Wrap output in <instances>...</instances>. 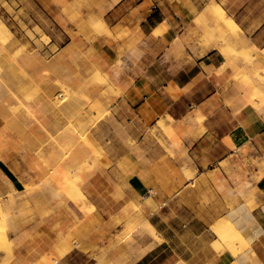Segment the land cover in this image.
I'll return each mask as SVG.
<instances>
[{"label": "rangeland", "instance_id": "374dc122", "mask_svg": "<svg viewBox=\"0 0 264 264\" xmlns=\"http://www.w3.org/2000/svg\"><path fill=\"white\" fill-rule=\"evenodd\" d=\"M102 1L105 0H0V20L12 33H0V88L3 86L0 160L18 182L15 192L9 180L0 174V236L4 240L0 243V264H23L17 256L26 257L27 244L35 245L40 240L37 243L45 247L51 238L58 244L70 233L76 247L83 245L78 249L96 252L98 264H162L158 263L157 256L165 251L164 238H173L181 254L190 255L189 249H192L195 257L213 248L218 258L224 259L230 250L217 241L212 231L214 213L235 207L238 197L231 194L228 181L243 196L240 191L249 185V173L237 170L236 160L234 166L226 161L207 169L221 194L207 183L190 186L177 196L185 180L194 181L198 174L189 152L191 143L183 138L188 140L194 124H198V134L202 135L206 130L205 118L195 107L188 110L185 123L167 114L154 120L143 111L137 113L136 104H117L127 90V87L120 88L124 63L121 56L115 63H107L100 55L99 45L103 42L112 47L118 36L99 26L100 20L104 21L100 15L85 11L87 7L99 8ZM197 4L195 20L167 49L164 61L172 57L179 63L188 62L187 78L201 71L215 77L216 98L237 113L247 106L239 94L242 90L237 93L239 84H264V67L258 71L253 68L255 59L264 66V54L260 52L263 49L256 45H264V0H198ZM214 4L221 5L226 15L241 25L238 43L209 14ZM107 22L108 26H114L111 21ZM214 45L219 46L218 51ZM253 45L260 51L256 53ZM228 59L237 64V70L227 65ZM159 68L160 73L164 71V65ZM210 90L205 82L202 93L206 95ZM240 98L242 101H238ZM198 114L202 118H197ZM141 143L146 144L145 150L150 149L159 182H163L166 171L174 179L171 201L164 207L155 206L154 215L149 217L143 215L141 207L124 203V196L111 178L116 167L130 177L131 150ZM54 148L66 149L72 157L87 151L85 161L81 159L69 167V186L75 187L79 182L85 187L91 185L89 191L105 201L95 216L77 213L72 229L58 240L57 231L66 222V196L64 193L62 202L44 196L47 194L44 181L49 180L46 176L54 165L50 158ZM99 148L112 158L111 163L100 156ZM249 153V149L243 151L244 155ZM248 162L253 165L258 160ZM211 170L214 172L210 173ZM27 186L35 196L26 192ZM11 197L16 198L17 205L7 211ZM131 218L139 222L149 218L159 232V239L141 242V232L124 230V223ZM48 223H52L48 226L50 229L46 226ZM25 234V245L16 244ZM129 237L136 240L132 248L127 244ZM228 242L241 250L242 255L251 249L250 244L243 248V238L236 235L230 234ZM233 258L235 262L223 264H237L238 258Z\"/></svg>", "mask_w": 264, "mask_h": 264}, {"label": "crops", "instance_id": "0c3cea01", "mask_svg": "<svg viewBox=\"0 0 264 264\" xmlns=\"http://www.w3.org/2000/svg\"><path fill=\"white\" fill-rule=\"evenodd\" d=\"M197 3L198 0H105L101 2L99 8L87 7L85 11L90 15H100L107 26V20L111 21L114 26H108L110 33L114 32L118 36L112 47L103 42L99 45L101 51L99 53L107 63H115L119 56L124 63L120 88L125 90L127 87V90L124 99L119 100L117 104L125 102L136 104L134 108L137 113L143 111L146 116H152L154 120H159L167 114L174 120L185 123L188 120V110L195 107L196 111L199 110L205 118L206 130L202 135L198 134V124H194L193 133L188 140L187 137L183 138L186 139V143H191L189 152L198 174L194 181L185 180V186L177 196L185 193L190 186L198 187L207 183L220 193L209 177L207 169L226 161H230L233 165L236 160V169L249 173L247 177L249 185L244 187L243 196L238 195L235 186L228 181L231 194L237 195L238 203L233 209L215 212L216 219L211 226L222 217L230 219L251 245V249L243 254L242 258L251 257L252 260L254 256L264 264V112L261 113L252 105H247L243 110L235 113L231 107L220 104L216 98L218 87L215 77H208L204 71H201L187 78L185 74L188 62L179 63L172 57L164 61L167 49L172 47L176 38L180 37L188 25L195 20ZM256 45L264 49V45ZM163 65L164 71L160 73L159 67ZM212 66L215 67L214 64ZM205 82L211 89L206 95L202 93ZM144 145L146 144H137L131 150L130 177L116 167V172L111 178L124 196V203L131 204L135 208L141 207L144 211L143 215L149 217L154 215L155 206L164 207L166 202L171 201L174 179L166 171L167 175L163 177V182H159L150 149L145 150ZM245 149L250 150L248 155L243 154ZM247 160H258V162L251 165ZM4 167L8 170L5 163L0 160V174L18 189L6 174ZM224 173L225 171L223 175ZM90 186H82V191L99 211L105 201L97 194L91 193ZM147 220L150 222L149 218ZM154 228L159 239V232L155 226ZM140 234L141 242L154 239L149 235ZM71 236V233L68 234L60 243L54 245L48 252L50 254L45 256V260L38 264H78V262L98 264L96 252L94 250L84 252L78 249ZM164 241L165 251L160 257L157 256L158 263L235 262V258L230 253L224 259L218 258L213 248L195 257L193 256L195 250L192 249H189L190 255L181 254L178 250L179 246L173 243V238H164ZM141 242H137L138 246ZM154 257L156 258V254ZM54 258L58 262H53ZM249 262L250 259L247 264Z\"/></svg>", "mask_w": 264, "mask_h": 264}, {"label": "bare ground", "instance_id": "6f19581e", "mask_svg": "<svg viewBox=\"0 0 264 264\" xmlns=\"http://www.w3.org/2000/svg\"><path fill=\"white\" fill-rule=\"evenodd\" d=\"M210 10L213 13L210 11L209 14L211 16L215 17V19H216L215 22L217 24H223L226 27L227 36L229 38H231L234 42L238 43L237 42V41H239V39H238V31L241 30L239 24L232 17L226 15L224 8L221 5H219V4L212 5ZM99 26L102 27L108 33H110L109 27L103 21L99 22ZM2 32L3 33H7L9 35L12 34L10 28L6 24H3L1 22V20H0V33H2ZM218 47H219L218 45H214V48L218 49ZM253 50L256 53L258 51H260V49L256 45H253ZM260 52H262L264 54V49L261 50ZM241 55H243V54H241ZM227 63H228L227 65L232 66L233 69H235V70L238 69L237 64L235 62H233L231 59H228ZM225 66H224V69H225ZM241 66L243 68V65H241ZM246 67L247 66L244 65V68H246ZM263 67L264 66H261V62L259 60L255 59L253 61L254 70L258 71V70L262 69ZM220 72H221V70H220ZM2 89H3V86H2V88H0V99H2V95H3L2 91H1ZM237 89H238L237 93L240 90L243 91V92L240 91L239 94H241L240 97H242V95H243V99H244V104L245 105L255 106L258 109L259 112L260 111H261V113L264 112V84L262 85L260 83V84L256 85L254 82L253 83L252 82L240 83L239 86L237 87ZM241 99L242 98H240V100H238V101H242ZM242 110H243V108H242ZM148 113H149V111H148ZM248 113H250V112H248ZM30 115H31V117H33L32 114H30ZM200 117H201V115L198 114L197 118H200ZM92 141L94 143H96L95 140H92ZM67 149H69V148H67ZM99 149H100L99 150L100 156L106 162L111 163V159L106 154V152L103 149H101V148H99ZM68 152L71 153L70 151H68ZM68 152H66V149H64L62 151H60V149H59V151H57L56 148L53 149V152H51V155H50L51 157L50 158H51L52 162L54 163V165H53V167H51L48 175L46 176V177L49 178V180L47 179V181L46 180L44 181L47 184V185L45 184L47 186V194L44 195L46 198H51L53 200H54V198L56 200L60 199L61 202H62L63 194L65 193V196H66V198H65V203H66V216H65L66 217V222L64 224H62L61 228H59V230L57 231V234L60 235V236H57L58 237V238H56L57 240L60 239L62 236H64L67 232H69L72 229V226H74V224H72V223H73V221L76 220L77 213H79L81 215L88 214L90 216H93V215L95 216V215L99 214L98 209L89 201L87 196L83 193V191H82V183L79 182V184H77L76 183L77 181H75L74 184L75 183L77 184L75 187H73V185L69 186L70 185L69 181H70V177H71L70 173H69V171H71V170L69 169V167L70 166H74L75 163H77L78 161L80 162L81 159L83 160L85 158L84 156L88 155V153H87L86 150H84V151H81V153H79L78 155H75L74 157H72L73 156V155H71L72 153L69 155ZM94 158L95 157H92L91 159H94ZM83 161H85V160H83ZM80 164H82V163H80ZM82 167H83V164H82ZM77 169H78V167H77ZM74 170H76V169L74 168ZM78 172L81 173V171H79V170H78ZM81 174H83V172ZM81 174H79V175L82 176ZM80 176H79V179H80ZM82 177L86 178L87 176L84 175ZM9 184H10V187H11V189L13 191H15V192L18 191L13 186V184L10 181H9ZM241 189H243V187H241ZM26 192H28L30 195H32V197L35 196L32 193V190H30L29 186L26 187ZM240 193H242V191H240ZM37 196L38 195H36V197ZM11 198L12 199H10L9 202L7 203V205H6L7 211L13 210L15 205H17L16 198L15 197H11ZM123 215H124V213H123ZM69 221H71V223H69ZM51 224L52 223H48L46 226L48 227ZM231 225H232V227H231ZM50 228L51 227H48V229H50ZM123 228L126 231L136 230V231L141 232L144 235H149L151 237L157 238L155 228L148 220L145 221V222H141V221L139 222L135 218H131V219H128L124 223ZM95 229H97V228H95ZM97 231H98V229H97ZM100 231H102V228H101ZM212 231H213L214 235L217 237V241L222 242L226 246V248L230 250L229 253L231 252L230 253L231 255L236 256L238 258L237 264H247V261L249 259L251 261V262H249V264H262L260 262V260L258 258H256V257H254V256H253L252 260H251V257L242 258L243 257L242 256V251L239 250V249H235L234 245L229 244V242H228L229 241V235L231 234V236L232 235L233 236L236 235V236H238L240 238H243V243H244L243 244V248L248 245V242H247L245 236L243 235V233L241 232V230L231 220H229V221L227 220L226 221V220L220 219V220L216 221L212 225ZM94 233H96V232H94ZM93 237H94V235H92V237H89V238H93ZM51 239L46 241V244H45L46 246L45 247H42L40 244L37 243V242H40V240H37L35 245H30V244L28 245L27 244L28 252H27L26 257L23 258V257H21L19 255V256H17V259L19 261H21V263H23V264H38L39 262L43 261V259L45 258V256L47 254H50V253H48L49 250L55 244H57V242L52 241ZM3 241H4L3 237L0 236V243H2ZM26 241H27V234H25L24 236H21L19 238V240L16 241L17 242L16 244L25 245ZM135 241H136L135 238L129 237V240H128L127 244L132 248V247L135 246ZM75 245H77V244H75ZM79 245H80V247H83L82 244H79ZM215 249L217 251L219 250L217 247H215ZM219 251H221V250H219ZM253 255H255V254H253ZM54 262L56 263L58 261L54 260Z\"/></svg>", "mask_w": 264, "mask_h": 264}, {"label": "trees", "instance_id": "16d2710c", "mask_svg": "<svg viewBox=\"0 0 264 264\" xmlns=\"http://www.w3.org/2000/svg\"><path fill=\"white\" fill-rule=\"evenodd\" d=\"M4 170L6 172V174L9 176V178L15 183L17 184V180L15 179V177L12 175V173H10L5 167H4Z\"/></svg>", "mask_w": 264, "mask_h": 264}]
</instances>
